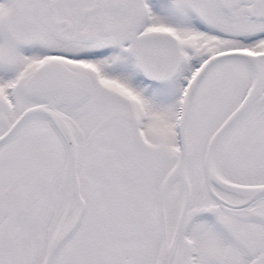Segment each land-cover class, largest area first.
I'll return each mask as SVG.
<instances>
[{
    "label": "snow or ice",
    "instance_id": "1",
    "mask_svg": "<svg viewBox=\"0 0 264 264\" xmlns=\"http://www.w3.org/2000/svg\"><path fill=\"white\" fill-rule=\"evenodd\" d=\"M0 264H264V0H0Z\"/></svg>",
    "mask_w": 264,
    "mask_h": 264
}]
</instances>
